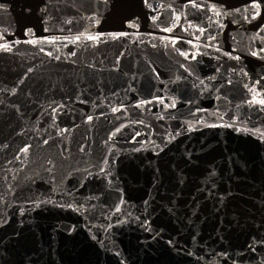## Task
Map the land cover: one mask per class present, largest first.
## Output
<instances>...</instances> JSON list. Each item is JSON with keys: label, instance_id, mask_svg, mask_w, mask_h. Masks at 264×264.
I'll list each match as a JSON object with an SVG mask.
<instances>
[{"label": "water", "instance_id": "95a60500", "mask_svg": "<svg viewBox=\"0 0 264 264\" xmlns=\"http://www.w3.org/2000/svg\"><path fill=\"white\" fill-rule=\"evenodd\" d=\"M0 264H264V0H0Z\"/></svg>", "mask_w": 264, "mask_h": 264}]
</instances>
